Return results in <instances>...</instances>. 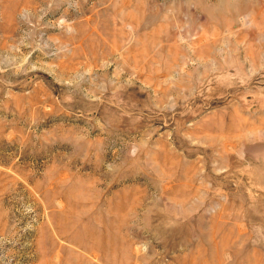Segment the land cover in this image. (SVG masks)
Segmentation results:
<instances>
[{"label":"rangeland","instance_id":"1","mask_svg":"<svg viewBox=\"0 0 264 264\" xmlns=\"http://www.w3.org/2000/svg\"><path fill=\"white\" fill-rule=\"evenodd\" d=\"M0 264H264V0H0Z\"/></svg>","mask_w":264,"mask_h":264}]
</instances>
